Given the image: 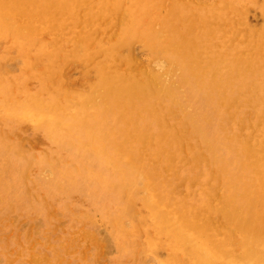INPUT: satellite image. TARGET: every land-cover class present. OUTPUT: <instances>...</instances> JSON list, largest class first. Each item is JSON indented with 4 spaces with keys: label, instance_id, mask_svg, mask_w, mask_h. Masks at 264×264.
I'll return each instance as SVG.
<instances>
[{
    "label": "bare ground",
    "instance_id": "1",
    "mask_svg": "<svg viewBox=\"0 0 264 264\" xmlns=\"http://www.w3.org/2000/svg\"><path fill=\"white\" fill-rule=\"evenodd\" d=\"M0 213L69 236L22 264H264V0H0Z\"/></svg>",
    "mask_w": 264,
    "mask_h": 264
},
{
    "label": "rangeland",
    "instance_id": "2",
    "mask_svg": "<svg viewBox=\"0 0 264 264\" xmlns=\"http://www.w3.org/2000/svg\"><path fill=\"white\" fill-rule=\"evenodd\" d=\"M71 63L72 64H70L68 67V70H70L69 74L76 81L79 79L82 66L77 62ZM26 129H28L26 131L30 132V128L26 127ZM38 138H41L40 135ZM5 216L6 214L4 215L3 213H0V264H22L25 262L23 249L29 245L30 242L28 241L34 240V242L38 241V243H45L46 241H51V238L54 235L56 236L55 239H58V237L62 238L63 235L64 237L66 236L69 238L67 233L62 232L64 230L53 229L54 223L51 219L43 221L39 213L32 214L27 220L22 219L20 213H12L10 216L14 220H12V222L9 224H5L3 222L5 220ZM34 242L32 246L33 248L37 249ZM74 260L77 262V257L75 255Z\"/></svg>",
    "mask_w": 264,
    "mask_h": 264
}]
</instances>
